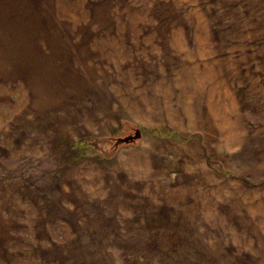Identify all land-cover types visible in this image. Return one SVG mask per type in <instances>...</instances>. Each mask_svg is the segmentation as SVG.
Masks as SVG:
<instances>
[{
  "label": "rangeland",
  "instance_id": "374dc122",
  "mask_svg": "<svg viewBox=\"0 0 264 264\" xmlns=\"http://www.w3.org/2000/svg\"><path fill=\"white\" fill-rule=\"evenodd\" d=\"M0 264H264V0H0Z\"/></svg>",
  "mask_w": 264,
  "mask_h": 264
},
{
  "label": "water",
  "instance_id": "95a60500",
  "mask_svg": "<svg viewBox=\"0 0 264 264\" xmlns=\"http://www.w3.org/2000/svg\"><path fill=\"white\" fill-rule=\"evenodd\" d=\"M141 138V132L136 129L133 134H129L123 138L118 139V143L129 144Z\"/></svg>",
  "mask_w": 264,
  "mask_h": 264
},
{
  "label": "trees",
  "instance_id": "16d2710c",
  "mask_svg": "<svg viewBox=\"0 0 264 264\" xmlns=\"http://www.w3.org/2000/svg\"><path fill=\"white\" fill-rule=\"evenodd\" d=\"M93 143V142H92ZM93 145L95 146V143H93Z\"/></svg>",
  "mask_w": 264,
  "mask_h": 264
}]
</instances>
